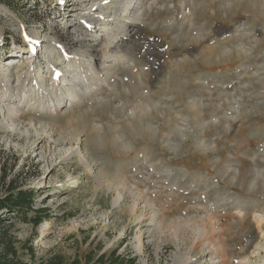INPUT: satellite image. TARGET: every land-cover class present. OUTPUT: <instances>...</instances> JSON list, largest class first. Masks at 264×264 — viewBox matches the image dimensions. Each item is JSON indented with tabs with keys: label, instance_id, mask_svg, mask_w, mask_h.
<instances>
[{
	"label": "rangeland",
	"instance_id": "374dc122",
	"mask_svg": "<svg viewBox=\"0 0 264 264\" xmlns=\"http://www.w3.org/2000/svg\"><path fill=\"white\" fill-rule=\"evenodd\" d=\"M65 4L109 13L97 0L0 2V167L47 213L15 224L34 253L24 259L100 245L137 264H264V0H143L145 22L117 42L102 21L75 30ZM104 44L127 56L114 85H86L57 112L35 97L6 117L18 76L39 84L14 102L40 96L54 68L62 81L74 65L57 58L63 47L94 66Z\"/></svg>",
	"mask_w": 264,
	"mask_h": 264
},
{
	"label": "bare ground",
	"instance_id": "6f19581e",
	"mask_svg": "<svg viewBox=\"0 0 264 264\" xmlns=\"http://www.w3.org/2000/svg\"><path fill=\"white\" fill-rule=\"evenodd\" d=\"M98 6L106 9L108 13L107 17L105 15H95L91 12L86 13H75V10H72L69 6L72 4L64 5V10L70 9V13L68 16L73 19H77L80 24L75 27V30H85V31H93L95 29V25L98 21H102L105 24L104 29H107L109 32V36L111 37L114 34V37H111L112 40L116 39V42L121 38L127 36V27L129 25H138L140 23H144L146 19V8L142 4L143 0H97ZM96 3V2H95ZM93 6V5H92ZM69 7V8H68ZM110 9V11L108 10ZM103 14V13H102ZM94 24V25H93ZM109 24L110 28H106ZM136 25V26H137ZM106 31V30H105ZM107 33V32H106ZM110 38V39H111ZM119 38V39H118ZM126 38V37H125ZM119 43V42H118ZM35 42H31L29 47L37 48ZM63 46V45H62ZM119 45H107L104 44V49H100L97 51L101 55V62L99 65H92L93 57L91 54L87 53V51H76V52H68L64 47L62 54H57V58L60 59L61 56H65L62 59V63L64 61H68L67 63H74V65H70L72 68L66 70L67 73L64 75V81H60L59 70L54 68L50 76V81L52 87L50 90L46 92H42L40 96L38 94L30 95L29 99L18 98V102H14L17 98L18 91L21 88H25V85H38L39 83L34 82L32 79L27 80V75L25 77L18 76L16 78V83L13 87H11V91L9 92L7 98V104L5 107L7 108L6 117L10 120H17L20 118V111L22 106L26 104L30 108H33L30 100L36 97V104L39 103V108L36 110H44L46 113H50V111L57 112L63 105L70 103L71 101H75V99L79 102L83 97L89 93L88 87L86 85H92V87H98V85H114V80L112 78L113 69L117 65L118 61L124 62L123 60L127 59L126 54L122 53L118 49ZM114 48V49H113ZM33 56V54H31ZM53 56V55H52ZM55 58V57H54ZM16 57L6 59L5 65L13 66L17 65ZM99 61V60H98ZM86 62L88 63L87 65ZM72 63V64H73ZM60 64V63H59ZM69 78V79H68ZM43 80V79H42ZM60 82H59V81ZM6 83L9 84L8 79L5 80ZM41 81V80H40ZM42 82V81H41ZM69 85V93L64 95L61 91V88L57 85L60 84ZM11 85V84H9ZM39 87V86H38ZM40 90V88H39ZM88 90V91H87ZM76 101V102H77ZM77 102V103H78ZM22 103V104H21ZM35 103V102H34ZM8 105V106H7ZM41 106V107H40ZM5 108V109H6ZM52 108V109H51ZM51 109V110H50ZM199 238H204V234H201ZM222 245V242L220 243ZM189 258H187L188 261Z\"/></svg>",
	"mask_w": 264,
	"mask_h": 264
},
{
	"label": "trees",
	"instance_id": "16d2710c",
	"mask_svg": "<svg viewBox=\"0 0 264 264\" xmlns=\"http://www.w3.org/2000/svg\"><path fill=\"white\" fill-rule=\"evenodd\" d=\"M24 0H0L9 7ZM9 170V173H8ZM12 168L0 167V264H32L21 255L20 251L27 250L30 261L34 260L32 247L28 240L21 242L14 232L17 222L36 227L47 216L44 207L35 204L36 191L19 175L10 173ZM100 245L71 256L54 253L45 260V264H137L134 257L121 252L119 246L103 250Z\"/></svg>",
	"mask_w": 264,
	"mask_h": 264
},
{
	"label": "water",
	"instance_id": "95a60500",
	"mask_svg": "<svg viewBox=\"0 0 264 264\" xmlns=\"http://www.w3.org/2000/svg\"><path fill=\"white\" fill-rule=\"evenodd\" d=\"M102 252V251H101Z\"/></svg>",
	"mask_w": 264,
	"mask_h": 264
}]
</instances>
